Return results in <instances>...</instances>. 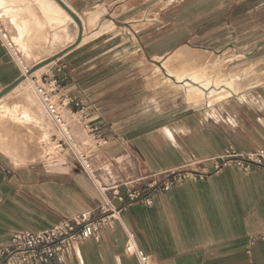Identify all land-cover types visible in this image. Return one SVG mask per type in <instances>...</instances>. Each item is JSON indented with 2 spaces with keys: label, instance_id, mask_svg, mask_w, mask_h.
Returning <instances> with one entry per match:
<instances>
[{
  "label": "crops",
  "instance_id": "obj_1",
  "mask_svg": "<svg viewBox=\"0 0 264 264\" xmlns=\"http://www.w3.org/2000/svg\"><path fill=\"white\" fill-rule=\"evenodd\" d=\"M82 1L88 6L123 2ZM169 38L154 32L142 42L135 31L132 41L145 48L146 57L158 61L176 46ZM117 46L109 58L102 53L94 61H119ZM137 56L140 60L141 54ZM169 62L164 64L169 66ZM165 71L176 80L177 76L184 81L196 76L216 89L202 88L204 96L194 93L199 99L195 100L177 80L185 91L182 102L172 96V101L159 104L152 91L150 101H144L140 91L131 90L125 71L103 64L87 72L88 98L102 113V118L93 121L109 125L101 146L97 133L86 135L76 117L68 116L65 122L78 150L88 156L90 170L75 160L61 165L21 163L0 144V253L11 246L14 234L45 231L65 219L95 211L104 201L103 189L109 197L117 189L125 201L114 203L127 206L120 220L99 239L89 238L76 251L66 253L57 264H140L128 246L142 251L152 264H264V169L244 172L222 161L231 150L238 154L264 151V84L233 88L225 80ZM63 73L54 75L67 79ZM21 76L22 69L0 36V92ZM68 78L71 83L65 89L74 95V65ZM13 91L0 99V106ZM3 134L0 140L5 139ZM31 151L38 150H24L20 155L29 156ZM181 169L204 174V179H188L168 191L150 190L153 182L160 184L165 174ZM130 190L142 191L151 204L143 199L131 202Z\"/></svg>",
  "mask_w": 264,
  "mask_h": 264
},
{
  "label": "rangeland",
  "instance_id": "obj_2",
  "mask_svg": "<svg viewBox=\"0 0 264 264\" xmlns=\"http://www.w3.org/2000/svg\"><path fill=\"white\" fill-rule=\"evenodd\" d=\"M62 1L84 24L82 41L78 45L79 26L57 2L0 0V29L7 38L4 39L1 33L0 36L23 74H27L24 67L31 71L65 53L40 68L44 70L39 74L35 71L29 75V72L27 75L31 80L16 87L0 106V132L3 131L5 138L0 144L14 154L11 158L15 161H40L46 165L77 161L74 151L78 148L69 127L54 119L38 92L45 77L54 70L62 69V75H67V79H57L64 95L85 100L81 109L74 107L66 111L58 106L56 111H66L69 116L74 113L86 135L91 136L95 130L101 137L109 125L92 121L96 116L102 118V113L92 107L86 85L87 72L103 64L125 71L123 74L127 76L124 79L127 86L131 85V90L140 91L144 101H150L152 91L158 96L159 104L168 102V99L172 101V96L182 102L185 96L181 86L173 80L167 81L169 77L165 75V69L175 74L197 73L206 80H225L233 88H242L248 83L264 84V0H122V4L116 6H105L103 2L88 6L82 0ZM41 24L47 29H38ZM43 30L48 33L45 43L41 44L38 38L45 33ZM135 31L140 34L142 42L154 32L160 36L170 35V41L176 42V46L163 60L153 61L145 56V48L141 50L139 44L134 45ZM119 39L122 44L118 47ZM116 46L120 48L119 61L115 58L110 62L94 61L102 53L109 58L110 51ZM135 54H141L140 60ZM169 59L167 66L164 63ZM72 65L74 95L65 89L71 83L68 75ZM183 78L177 76L192 94L204 96L202 88L216 89L215 84L203 82L196 76L185 81ZM246 78L248 81L244 83ZM28 149L38 151H31L29 156L20 155Z\"/></svg>",
  "mask_w": 264,
  "mask_h": 264
},
{
  "label": "built area",
  "instance_id": "obj_3",
  "mask_svg": "<svg viewBox=\"0 0 264 264\" xmlns=\"http://www.w3.org/2000/svg\"><path fill=\"white\" fill-rule=\"evenodd\" d=\"M6 38V35H4V39ZM24 71L27 74L30 72L27 67H24ZM61 71L62 69H58L57 72L54 70V73L49 72L46 77L44 76L45 83L38 92L54 119L58 123L67 126L65 122V119L69 116L66 112L67 109L74 107L81 109L85 105V100H74V98L63 94L58 85L57 77L54 75ZM27 74L24 75L27 76ZM58 106L63 107L66 111H56ZM70 116L74 118V113ZM99 117L96 116L95 119ZM96 139L98 140V146H101L100 142L103 141V137L98 135ZM74 154L81 168L90 170L88 156L78 149L74 151ZM222 161L224 165L235 164L244 172H251L255 168L264 169V151L238 154L231 150L222 157ZM188 179H204V174L186 169L172 171L164 175L162 183L153 182L149 188L154 191H158V189L168 191L175 184H181ZM108 192L107 189H103L104 201L95 211L65 219L45 231L14 234L11 246L3 249L0 253L3 264H57L66 253L76 251L80 244L89 238L99 239L107 228H113L116 225L120 220L121 213L127 208V206L119 207L114 203V200L121 203L125 201V196L119 190H113L112 197L107 195ZM127 194L131 202L143 199L147 204H151V200L148 197L146 198L142 191L130 190ZM127 251L135 255L140 264H152L150 258L135 246H128Z\"/></svg>",
  "mask_w": 264,
  "mask_h": 264
},
{
  "label": "water",
  "instance_id": "obj_4",
  "mask_svg": "<svg viewBox=\"0 0 264 264\" xmlns=\"http://www.w3.org/2000/svg\"><path fill=\"white\" fill-rule=\"evenodd\" d=\"M68 14L69 16H71V18L78 24L79 29H80V37L78 40V44H80V42L82 41V35H83V31H84V24L82 22V20L68 7L66 6V4H64V2L62 0H55ZM65 53H61L55 57H53L51 60L46 61L38 66H36L35 68H33L29 75L33 74L35 71L39 70L40 68H42L43 66L47 65L50 62L56 61L57 59H59L61 56H63ZM165 75L168 77V75L165 72ZM169 78H171L175 83H178L176 78L173 76H169ZM26 80V76H21L14 84H12L11 86H9L8 88H6L5 90L0 92V99L2 97H4L5 95H7L9 92H11L13 89H15L16 87H18L23 81ZM179 84V83H178Z\"/></svg>",
  "mask_w": 264,
  "mask_h": 264
},
{
  "label": "bare ground",
  "instance_id": "obj_5",
  "mask_svg": "<svg viewBox=\"0 0 264 264\" xmlns=\"http://www.w3.org/2000/svg\"><path fill=\"white\" fill-rule=\"evenodd\" d=\"M53 1H55V0H53ZM55 2H56V1H55ZM62 9H63V8H62ZM65 12H66V11H65ZM66 13H67V12H66ZM67 14H68V13H67ZM37 25H38V24H37ZM38 27H39L38 29L41 30V29H43V28H45V27H47V26L44 25V24H43V25L41 24V25H39ZM38 29H37V31H36L37 33H38V31H39ZM45 29H47V28H45ZM43 31H44L45 33H42L41 35H39V38H38V40L40 39L39 42H41V44L45 43V35H47V33H48V30H43ZM0 33H1V35L4 36V33H3L2 29H0ZM41 39H42V40H41ZM39 70H40V69H39ZM39 70H38V71H39ZM36 72H37V71H36ZM36 72H35V73H36ZM27 76H28V75H27ZM30 80H31V79H29L27 82H29ZM23 82H24V81H23ZM23 82H22V83H23ZM22 83H21V84H22Z\"/></svg>",
  "mask_w": 264,
  "mask_h": 264
}]
</instances>
